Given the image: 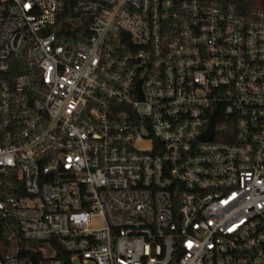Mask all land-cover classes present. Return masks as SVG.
Returning a JSON list of instances; mask_svg holds the SVG:
<instances>
[{"label":"built area","instance_id":"1","mask_svg":"<svg viewBox=\"0 0 264 264\" xmlns=\"http://www.w3.org/2000/svg\"><path fill=\"white\" fill-rule=\"evenodd\" d=\"M0 264H264V0H0Z\"/></svg>","mask_w":264,"mask_h":264},{"label":"water","instance_id":"2","mask_svg":"<svg viewBox=\"0 0 264 264\" xmlns=\"http://www.w3.org/2000/svg\"><path fill=\"white\" fill-rule=\"evenodd\" d=\"M138 89H139V85H138ZM213 128H214V115L211 118L209 130L205 134H203L201 137L203 139H210L211 135H212V132H213Z\"/></svg>","mask_w":264,"mask_h":264},{"label":"trees","instance_id":"3","mask_svg":"<svg viewBox=\"0 0 264 264\" xmlns=\"http://www.w3.org/2000/svg\"><path fill=\"white\" fill-rule=\"evenodd\" d=\"M76 0H66V9L67 11L72 10Z\"/></svg>","mask_w":264,"mask_h":264}]
</instances>
